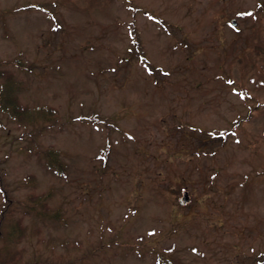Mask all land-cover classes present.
<instances>
[{"label":"rangeland","instance_id":"obj_1","mask_svg":"<svg viewBox=\"0 0 264 264\" xmlns=\"http://www.w3.org/2000/svg\"><path fill=\"white\" fill-rule=\"evenodd\" d=\"M8 85L4 264H264V0H0Z\"/></svg>","mask_w":264,"mask_h":264},{"label":"trees","instance_id":"obj_2","mask_svg":"<svg viewBox=\"0 0 264 264\" xmlns=\"http://www.w3.org/2000/svg\"><path fill=\"white\" fill-rule=\"evenodd\" d=\"M9 114L17 118H24V119L31 118V120H34L37 117L36 113L34 114L33 112H30V109L27 106H20L18 103H16V101H14L13 107L10 110ZM42 154L44 157L47 158V167L49 169L53 168L59 172H62L64 170L63 164L59 161L56 151L52 149H46L43 150ZM45 198H46L45 195L42 194L29 196L27 201L30 202L31 205L30 208L26 210V212H28L30 209L36 210L38 213L37 216L43 219L48 217H55L56 215H58L57 210L51 213L52 211L49 210ZM5 199H6L5 200L6 205H8L9 204L8 201H10V198L8 199L5 198ZM9 211H10L9 205L7 206V208L3 207V209L1 210L2 220L0 221V226L2 225L3 219L8 215ZM4 225L6 227L8 226L7 220L4 222ZM18 225L19 223L17 222V225L15 224V229L16 226L18 228ZM6 255L7 253L0 256V264H4L6 261H8V257Z\"/></svg>","mask_w":264,"mask_h":264},{"label":"flooded vegetation","instance_id":"obj_3","mask_svg":"<svg viewBox=\"0 0 264 264\" xmlns=\"http://www.w3.org/2000/svg\"><path fill=\"white\" fill-rule=\"evenodd\" d=\"M10 87L9 89L7 88L6 92H4L3 95L0 96V114H2V112L3 113L6 112V114H8L13 107V100L10 98L14 96L12 94V91H10ZM0 154H3L0 155V194L3 198H9V194H8L9 190H7L5 186H3V183L8 180L9 172H10L7 165L9 151H7L6 154L4 153H0ZM6 155L7 158H5ZM12 233L13 231H9V235H11ZM3 236L4 234L0 231V239ZM7 238H9V236H7Z\"/></svg>","mask_w":264,"mask_h":264},{"label":"water","instance_id":"obj_4","mask_svg":"<svg viewBox=\"0 0 264 264\" xmlns=\"http://www.w3.org/2000/svg\"><path fill=\"white\" fill-rule=\"evenodd\" d=\"M230 22L232 24H235L236 23V21H235L234 18H231L230 19ZM190 199H191V195H190L188 189L187 188H182L181 189V193H180V195L178 197V202L180 204H186V203H188L190 201Z\"/></svg>","mask_w":264,"mask_h":264},{"label":"snow or ice","instance_id":"obj_5","mask_svg":"<svg viewBox=\"0 0 264 264\" xmlns=\"http://www.w3.org/2000/svg\"><path fill=\"white\" fill-rule=\"evenodd\" d=\"M250 15V14H249Z\"/></svg>","mask_w":264,"mask_h":264}]
</instances>
